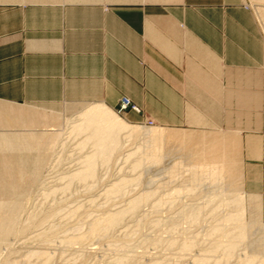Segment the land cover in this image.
Here are the masks:
<instances>
[{
	"label": "rangeland",
	"instance_id": "374dc122",
	"mask_svg": "<svg viewBox=\"0 0 264 264\" xmlns=\"http://www.w3.org/2000/svg\"><path fill=\"white\" fill-rule=\"evenodd\" d=\"M86 1L0 0V18L11 14L18 18L5 34L0 33V87L5 86L0 97H13L20 104L0 101V222L6 223L0 229V264H14V259L30 251L45 249L54 253L46 264H115L129 252L133 255L126 264H195L198 260L201 264H264V199L255 192H264V182L259 178H263L262 173L251 170L255 165L264 169V139L251 155L248 139L262 124L264 0H224L238 6L242 22L251 21L260 41L255 113L248 117L247 108L242 107L238 124L223 110L214 116L219 122L201 125L172 124L168 120L176 109L167 101L153 107L124 94V83L118 80L123 77L118 71L124 73V67L99 59L102 66L95 68L91 61L97 59L90 57L95 53L71 47V36L82 30L74 29L67 20L47 25L26 21L29 13L39 14L43 8H58L64 16L67 9L76 7L72 5ZM41 34L62 36L61 51L29 49L28 40ZM76 61L80 65L74 67ZM55 66L57 72L51 73ZM41 80L50 82L54 89L40 91ZM12 83L13 89L7 91ZM115 94L118 101L105 105L121 119L147 129L188 131L191 139L186 150L195 151L186 159L188 166L201 162L205 172L215 176L227 169L229 178L192 181L188 168L187 179H170L165 169L180 153L168 155L161 165L136 168L146 140L141 129L133 134L123 132L121 145L108 165L98 163L94 179H70L83 169L82 159L92 151L90 144L83 146L86 135L75 131L80 113L102 97ZM148 94L147 90L145 100L149 103ZM124 98L132 103L131 108H122ZM19 107L24 108L23 115L16 113ZM224 109L231 110L228 106ZM232 127L235 132L228 130ZM171 151H175L174 146ZM185 183L189 188L185 195L167 201L165 197ZM223 183L240 187L243 194L236 189L224 192ZM145 194V203L128 210L133 199ZM120 211L123 214L114 229L101 239H92L91 245L58 246L70 235L84 232L97 216ZM241 213L245 216L239 220ZM228 215L235 222L222 224ZM245 223L255 225L248 228ZM221 224L223 228L218 227ZM242 235L248 240L239 241ZM188 243L191 245L184 251Z\"/></svg>",
	"mask_w": 264,
	"mask_h": 264
},
{
	"label": "crops",
	"instance_id": "0c3cea01",
	"mask_svg": "<svg viewBox=\"0 0 264 264\" xmlns=\"http://www.w3.org/2000/svg\"><path fill=\"white\" fill-rule=\"evenodd\" d=\"M72 6L76 7L67 9L64 16L58 8H43L39 14L29 13L26 21L47 25L67 20L74 29H81V33L71 36V47L95 53L90 56L97 59L91 61L95 68L102 66L99 59L110 66L112 61L113 65L123 66L124 73L118 71L123 76L118 79L124 83L121 91L142 105L155 107L161 106L159 101H167L176 109L168 120L170 123H215L219 120L214 116L224 110L226 114L231 113L232 122L239 124L242 107L247 108L248 117L255 113L260 41L251 21L242 22L235 3L225 4L224 0H87ZM17 20L14 14L2 16L0 33L5 34ZM60 39L63 37L41 34L30 38L27 47L58 53L62 49ZM79 65L77 61L73 63L74 67ZM53 71L51 73L57 72L56 66ZM26 82L30 93L31 80ZM40 83L42 92L54 89L50 82L41 80ZM142 83L146 86L141 87ZM14 85L8 84L7 91ZM147 90L151 93L149 103L145 100ZM118 96L102 97L95 104L111 106L118 101ZM0 101L20 105L10 96L0 97ZM226 106L231 110H225ZM261 116L259 130L251 131L248 137L250 155L256 154L258 142L264 139V97ZM247 121L250 123L251 118ZM207 128L201 126V129ZM228 130L235 132L234 127ZM251 170L262 173L263 178H259L264 182L262 166H251ZM255 192L264 199V192Z\"/></svg>",
	"mask_w": 264,
	"mask_h": 264
},
{
	"label": "bare ground",
	"instance_id": "6f19581e",
	"mask_svg": "<svg viewBox=\"0 0 264 264\" xmlns=\"http://www.w3.org/2000/svg\"><path fill=\"white\" fill-rule=\"evenodd\" d=\"M17 112L18 114H22L24 113V110L22 108L16 111V113ZM79 117L80 123L75 127V131L79 134L86 135L83 146L90 144L92 146V151L87 156H84V159H82L83 169L78 173L70 176V179L72 180L77 179L80 181H87L90 179H94L96 176L98 163L101 162L103 163V165H108L111 161V158L113 157L114 152L121 145V135L123 134V132L126 131L130 134H133L141 129L143 130V134L146 140L142 150V160L139 161L137 165H135L136 168L137 166L143 165H161L165 162L168 155L172 153H180L181 155L179 157L171 159V165L165 169L170 179H187L186 172L188 168L190 179L192 181H197L201 177H204L206 179L220 178L224 181L229 178V172L227 169L223 171V174L215 176L213 173L205 172L204 166L201 162L195 163L194 161V165L188 166V164L186 163L187 157H192L195 154V151L193 150H186L189 139H191L188 131H177V129L165 130L163 128L155 127L147 129L143 126L140 127L137 125H131L121 119L117 114H115L111 108L103 104H92L91 106L83 110L80 113ZM3 138L4 140H6V142L8 141V137ZM173 146L175 147V151L172 152L171 147L173 149ZM201 161H203V159ZM186 185V183L184 184V187L183 185H181L179 188H176V190H174V193H170V195L164 197L167 199V201H170V199H172L173 197L177 198L181 197L182 195L184 196L189 189L188 187V189L185 187ZM221 185L224 186V192L227 190L236 189L235 187L233 188V184L230 183H223ZM239 188H237L235 191L239 192L240 194L241 192ZM147 197V194H145L140 199H133L130 202L129 207L127 206L128 210L131 211V207L137 208L140 203H143V201L146 200ZM241 198L242 197H240V199ZM162 201H164V198L162 199ZM246 209L247 207L244 205L243 211H245ZM128 212L129 211H124V213ZM122 214L123 212L120 211L97 216L95 219H93V221L88 222L86 227L81 226V228L84 227V232H80L81 234L79 233V235L77 232V235H73L72 237L70 235V237L66 238V240H61L60 245L58 246L62 249L64 247L79 246L80 244L87 245V243L88 245H91L89 243L92 239H101L102 237H105L106 234H108V231L114 229ZM244 216L245 215L243 213L237 215L239 220ZM192 222L193 220L189 222V224H191ZM230 222H235L234 217L230 215H228L227 217L224 216L222 224ZM4 224L6 223L0 222V229L5 226ZM222 224L218 227L223 228L224 225ZM254 225L255 223L243 224L244 227L246 226L248 228H251ZM246 240H248V236L242 235L239 237V241ZM257 242L259 241H256V243ZM190 245L191 243H188V245L184 244V251H186L190 247ZM228 249L229 251H232L233 247L229 245ZM131 254L132 253L130 252L127 253L126 256L124 255V257L116 261L115 264H126L129 261V258H131ZM53 255L54 253L52 251L49 252V250L47 249L33 252L30 251L23 255L20 259H14V264H46V262L50 260ZM195 264H201V260L196 261Z\"/></svg>",
	"mask_w": 264,
	"mask_h": 264
},
{
	"label": "built area",
	"instance_id": "2783aa9c",
	"mask_svg": "<svg viewBox=\"0 0 264 264\" xmlns=\"http://www.w3.org/2000/svg\"><path fill=\"white\" fill-rule=\"evenodd\" d=\"M121 106L123 109H129L132 107V103L130 101H128V99L124 98L121 102Z\"/></svg>",
	"mask_w": 264,
	"mask_h": 264
}]
</instances>
